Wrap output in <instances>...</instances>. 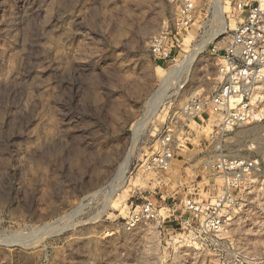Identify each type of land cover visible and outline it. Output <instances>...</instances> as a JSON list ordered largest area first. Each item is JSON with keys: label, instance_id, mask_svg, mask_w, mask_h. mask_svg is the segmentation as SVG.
<instances>
[{"label": "rangeland", "instance_id": "1", "mask_svg": "<svg viewBox=\"0 0 264 264\" xmlns=\"http://www.w3.org/2000/svg\"><path fill=\"white\" fill-rule=\"evenodd\" d=\"M181 1L0 0V264H264V81L256 119L222 123L208 100L215 50L242 16L218 0V35L215 0H194L171 58L157 59L151 41ZM166 150L168 165L153 164ZM224 159L255 169L224 230L205 236L185 200L223 193ZM149 202L155 217L133 222Z\"/></svg>", "mask_w": 264, "mask_h": 264}, {"label": "built area", "instance_id": "2", "mask_svg": "<svg viewBox=\"0 0 264 264\" xmlns=\"http://www.w3.org/2000/svg\"><path fill=\"white\" fill-rule=\"evenodd\" d=\"M264 0H235L238 15L242 16L234 30L231 40L224 48L215 52L220 56L219 83L209 97L211 110L222 123L240 125L254 121L257 113L253 112L250 102L259 96V85L264 81ZM194 0H182L171 22L153 37L151 53L161 60L171 58L174 42L173 30H187L195 18ZM176 40V39H175ZM177 41V40H176ZM200 108L197 99L191 101L187 109L194 114ZM172 154L167 150L153 156V164L166 167ZM225 177L223 193L210 204H199L192 199L185 200L186 209L198 218L196 231L205 236H217L225 226V213L228 208L238 204L234 192L242 184L246 174L255 169L251 161L224 159L217 163ZM156 212L149 202L140 212L131 216L133 222L141 218H154Z\"/></svg>", "mask_w": 264, "mask_h": 264}, {"label": "bare ground", "instance_id": "3", "mask_svg": "<svg viewBox=\"0 0 264 264\" xmlns=\"http://www.w3.org/2000/svg\"><path fill=\"white\" fill-rule=\"evenodd\" d=\"M213 6H214V8H215V11H214V13L216 14V16L218 17L217 19H219V22H220V32L218 33V35H221V34H223L224 33V31H225V28H226V25H227V23H226V17H225V14H224V6H222V2H220V1H216L215 0V2H213ZM263 5H264V3H263ZM216 18V17H215ZM214 21H217V20H214ZM218 22V23H219ZM216 31H218V30H216ZM212 36V35H211ZM214 39V38H213ZM206 43H207V41L205 42V43H203V44H201V45H199L197 48H195L193 51H192V53H191V55H190V59L191 58H193L194 56H195V54L197 53V51H201L205 46H206ZM188 58V59H189ZM184 63V64H183ZM185 63L186 62H182L181 63V65H178L177 64V67L176 66H174V67H176L175 69L174 68H172V69H169V72H170V74H171V72H173L172 74V76H174V77H176L178 74H180L181 72H182V69L184 68V65H185ZM173 67V66H172ZM187 70H188V68H187ZM185 71V70H184ZM187 72V71H186ZM172 79V78H171ZM164 94V93H163ZM258 96L257 95H255L254 96V98L253 99H256ZM154 108V107H153ZM153 108H151V109H153ZM155 109V108H154ZM153 111H156V110H153ZM149 112H151V111H149ZM147 114V113H146ZM150 114H152V113H150ZM150 116V115H149ZM148 117V116H147ZM144 118V117H143ZM142 118V119H143ZM146 118V117H145ZM144 118V119H145ZM141 121V120H140ZM143 122H145V120L143 121ZM142 125V121L141 122H138V124H136V126H137V128H139L140 126ZM138 131H139V129H137ZM137 133V132H136ZM134 147V146H133ZM130 157H131V152H129L128 151V153H127V155L125 156V158L123 159V161H122V163L120 164V171L118 172L119 174H120V176L122 175L123 176V174H124V172L126 171V167H127V165H128V163H129V160H130ZM119 177V175L117 176V178ZM124 177V176H123ZM122 178V177H121ZM224 179H225V177H224ZM196 244H197V242H196Z\"/></svg>", "mask_w": 264, "mask_h": 264}]
</instances>
